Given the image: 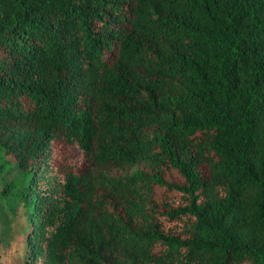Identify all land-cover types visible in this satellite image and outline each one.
<instances>
[{"label": "trees", "instance_id": "1", "mask_svg": "<svg viewBox=\"0 0 264 264\" xmlns=\"http://www.w3.org/2000/svg\"><path fill=\"white\" fill-rule=\"evenodd\" d=\"M0 179L18 264H264V0H0Z\"/></svg>", "mask_w": 264, "mask_h": 264}, {"label": "rangeland", "instance_id": "2", "mask_svg": "<svg viewBox=\"0 0 264 264\" xmlns=\"http://www.w3.org/2000/svg\"><path fill=\"white\" fill-rule=\"evenodd\" d=\"M12 176L6 175L4 178L9 179ZM2 179H0V189L2 187ZM20 220V217L16 220H13L9 223V230L3 236V244H0L1 256H0V264H18L21 261L22 256V245H21V237L18 229L17 222ZM1 227V223H0Z\"/></svg>", "mask_w": 264, "mask_h": 264}]
</instances>
